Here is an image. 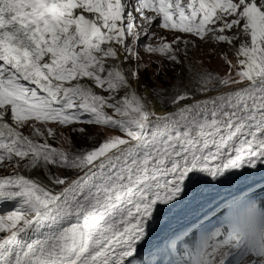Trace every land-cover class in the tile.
Listing matches in <instances>:
<instances>
[{"label":"snow or ice","instance_id":"6c2138e0","mask_svg":"<svg viewBox=\"0 0 264 264\" xmlns=\"http://www.w3.org/2000/svg\"><path fill=\"white\" fill-rule=\"evenodd\" d=\"M221 44L235 63L208 47ZM87 125L120 135L76 147ZM258 167L264 0H0V168L12 170L0 201L14 202L0 213V264H141L162 219ZM197 240L215 250L219 238L202 224L160 247L191 257Z\"/></svg>","mask_w":264,"mask_h":264},{"label":"bare ground","instance_id":"6f19581e","mask_svg":"<svg viewBox=\"0 0 264 264\" xmlns=\"http://www.w3.org/2000/svg\"><path fill=\"white\" fill-rule=\"evenodd\" d=\"M140 91L141 94L147 95V93L144 92L143 89H141ZM155 110L158 112V114H163L170 109L157 107ZM0 174V176H3L2 173ZM20 174H23L25 176L30 175L33 178L40 180L48 187H52V185L39 173H29L27 170H22L20 171ZM261 181H264V167H258V169L256 170H251L246 174V176L234 175L222 185H217L215 187L209 186L204 188L197 195L194 201L189 202L187 205H181L173 213H170L168 216L161 220L160 226L152 234V239L148 244L145 245L146 248H148L152 244H157L161 240H166L168 237L172 236L173 233L179 232L182 229L184 230L193 225L198 219H200L199 217H196L193 212L198 213L203 210V214L208 215L216 208L221 206L222 202L225 199L231 197V194L242 193L245 190L252 188L254 185L260 183ZM195 203L197 205L195 207V210L193 211L190 209V206H194ZM189 219H191L193 222H189ZM147 251H152V248H148ZM143 253L144 251L142 250L140 255H142Z\"/></svg>","mask_w":264,"mask_h":264},{"label":"rangeland","instance_id":"374dc122","mask_svg":"<svg viewBox=\"0 0 264 264\" xmlns=\"http://www.w3.org/2000/svg\"><path fill=\"white\" fill-rule=\"evenodd\" d=\"M161 34H166V33L161 32ZM169 38H171L170 37V34H169ZM236 43L239 44V41H237ZM208 47H215L218 52H221V51L228 52L229 53V59H231L233 61V63L236 62V57H235L234 53L230 50V46L229 45H226V44L209 45ZM201 49H205V51L207 50L206 49V46L203 45V44H201ZM196 55H197V58L203 59L205 61V63L208 64V66L210 67V69H212L213 71L218 72L221 75H224L228 71V65L225 64V62L222 59H220V57L218 55L211 56V57L206 56V55L200 56L199 55V52H197ZM148 59H149L148 57H145V62H147ZM152 59H156V57H152ZM209 60L211 61L210 64L208 63ZM154 71H155V66H153L148 71V75H152V73ZM177 71H178V69H177ZM222 91H226V89H223ZM216 94L217 93H210L209 95H216ZM197 98L198 99H202L204 97L203 96H199ZM160 108H162V107H160ZM85 127H87L88 130H89L87 136H80L79 134H74L72 136L73 142L76 145V147L91 148L93 146H98L109 135H120V133L118 131L106 130V129H103V128L98 127V126L87 125ZM23 131H24L25 134H29L28 129H23ZM60 131H64L65 134H68L69 133V130L68 129H60ZM88 137H90V139ZM50 142L53 143V146H55V147H60L61 146L60 144H58V143H56L54 141H50ZM64 147H67V145H64ZM22 170L23 169H21L20 171H22ZM0 173H2L3 175H9V174H12V170L11 169H3V168H0ZM263 184H264V181H261L260 183L254 185L252 188H254V187L258 186V185H263ZM252 188H250L249 190H251ZM249 190L244 191V193H240V195L247 193ZM226 200H228L229 202H231L230 201L231 200V197L227 198ZM196 205L197 204L195 203L194 206L193 205L190 206V209L194 211ZM202 205H204V204H202ZM193 214L196 217H199V218H201L202 216H204L203 210H201L198 213H194L193 212ZM188 221L189 222H193L191 219H189ZM163 241H165V240H161V241H159L156 244V246L160 250L161 249L162 250H165L162 247H160V244ZM153 245L154 244H152L151 246H153ZM151 246H149V247H151ZM145 249H146V246H145V248L143 250H145Z\"/></svg>","mask_w":264,"mask_h":264},{"label":"trees","instance_id":"16d2710c","mask_svg":"<svg viewBox=\"0 0 264 264\" xmlns=\"http://www.w3.org/2000/svg\"><path fill=\"white\" fill-rule=\"evenodd\" d=\"M243 196H250L251 197L250 207L244 208V207L240 206V210H241L240 212L242 214L247 212L249 214V216H250L249 212L251 210H253L256 213L255 208L261 209L263 207V204H264V184L254 188L252 191H250L249 193H247L246 195H243ZM231 209H232V205H227L221 210V212H225V213L230 212L231 213ZM251 218H253V217H251ZM215 235H217V232L215 233ZM219 235L224 237L223 239H221V242L224 243L228 240L227 238H225L226 234L224 231H222ZM216 237H218V236H216Z\"/></svg>","mask_w":264,"mask_h":264}]
</instances>
